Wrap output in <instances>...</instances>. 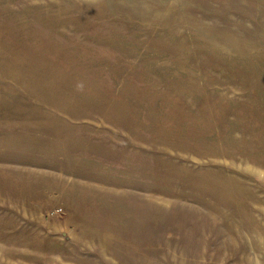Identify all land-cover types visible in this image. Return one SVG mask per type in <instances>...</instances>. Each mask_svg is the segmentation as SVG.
Returning a JSON list of instances; mask_svg holds the SVG:
<instances>
[{
	"label": "rangeland",
	"instance_id": "374dc122",
	"mask_svg": "<svg viewBox=\"0 0 264 264\" xmlns=\"http://www.w3.org/2000/svg\"><path fill=\"white\" fill-rule=\"evenodd\" d=\"M0 264H264V0H0Z\"/></svg>",
	"mask_w": 264,
	"mask_h": 264
}]
</instances>
